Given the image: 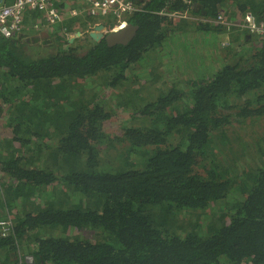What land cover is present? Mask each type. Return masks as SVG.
<instances>
[{
  "label": "trees",
  "instance_id": "1",
  "mask_svg": "<svg viewBox=\"0 0 264 264\" xmlns=\"http://www.w3.org/2000/svg\"><path fill=\"white\" fill-rule=\"evenodd\" d=\"M133 1L126 46L69 43L97 22L87 13L53 26L43 58L20 37L0 44V219L15 227L0 264H264V150L242 162L253 138L264 144L251 133L264 121V39L207 21H264V0ZM192 26L227 37L223 62L213 72L187 58L189 80L166 92L160 55L172 59ZM91 81L131 126L111 133L114 110Z\"/></svg>",
  "mask_w": 264,
  "mask_h": 264
},
{
  "label": "rangeland",
  "instance_id": "2",
  "mask_svg": "<svg viewBox=\"0 0 264 264\" xmlns=\"http://www.w3.org/2000/svg\"><path fill=\"white\" fill-rule=\"evenodd\" d=\"M79 9H81V11H83L85 8L82 7H78ZM87 12H82L83 15H85ZM81 14V15H82ZM80 15V16H81ZM88 16H90L88 13L86 14ZM29 16V15H28ZM126 18V17H125ZM97 19V18H95ZM37 20H40V17L36 18L35 20H33V18L31 17L28 20L29 26L30 27H26V29L24 30V32L21 34V36L19 39H21L23 42H26L25 48L24 50L26 51V55L28 57L31 56H36L39 58H43L45 56H47V54L49 53H53L56 51V44H55V39L51 37V34H53L55 27H48V26H40L39 29H36L34 27V22L36 23ZM109 20L108 19H103V21H100L99 19H97V24L95 23L94 26H92L90 28V30L87 31H81V35H73L74 33H78L80 31H74L73 33L69 34V40L73 39V42L71 44H74L75 42H77V44H79V47L81 46V48L86 49L87 47H90L92 42H90L91 40L88 38L89 33L97 26V25H104V23H107ZM27 23V25H28ZM106 27V26H105ZM195 27H191L192 32L191 33H182L181 39L179 41H175L176 46L172 49L173 52H175V56L171 57H167L168 54L170 53V50L168 51H164L160 57L163 59V63L160 65V67H162V70H164V74H165V78L166 81L168 82V84H164V78L161 80L160 84L158 85V88L160 89H166L167 92V87L168 85H173V83L177 82L180 83L186 79L189 80V60L191 61H195L197 60V63L201 64L202 66L206 67L207 70L212 69L213 72L217 71L218 69H220L221 64H222V54L220 51L221 47H227L228 46V42L226 40H221V37H217L213 32H210L209 34H205L203 32H201V34L199 33V31H194ZM198 32V33H196ZM16 37V38H18ZM93 42H95L94 40H92ZM219 41L221 42V46L219 45ZM70 43V42H69ZM183 56V57H182ZM188 58V59H187ZM157 64V63H156ZM182 68V69H180ZM171 69V71H170ZM169 70V71H168ZM161 72V71H160ZM144 75H146V73H144ZM186 75V76H185ZM143 76V75H141ZM146 76L142 77L145 78ZM100 83L102 84V80L100 81ZM88 89H92L95 93L100 91L101 88L99 86V83H93L92 81L87 84ZM157 88V89H158ZM143 92L142 95L146 96V98L148 100H152V94L154 92V94L158 93V90L154 89L153 87H143L142 89ZM100 93L102 95H104L103 98H101L102 102L107 103L108 105H111L112 109L114 110V112L112 113L113 115V123L110 124L111 126V133L116 129L117 127H129L131 126V120H130V112L124 110L125 108H117V104H116V97H115V93L111 92L110 90H107L106 92H104L103 90L100 91ZM149 95V96H148ZM159 95H156V98L158 99ZM115 108H117L118 110H115ZM130 113V114H129ZM3 121V120H2ZM2 125V124H1ZM255 129V128H254ZM3 130L2 128H0V131ZM256 132H251L252 134H258V133H262L264 134V121L260 123V126H256V129L254 130ZM2 132V131H1ZM256 137V135H255ZM257 138V137H256ZM256 138H253L251 143L252 145H254L256 147L257 150L253 151L252 147H248L247 151H246V157L245 160L242 161L244 163H246L247 165L252 164V160L257 161L259 160V158L262 155V150H264V144H257L256 143ZM243 148H239V158L241 155V151ZM248 162V163H247ZM254 165V163L252 164ZM84 235L88 236V234L83 233ZM26 260L28 262V264H34V260L32 257L27 256Z\"/></svg>",
  "mask_w": 264,
  "mask_h": 264
},
{
  "label": "built area",
  "instance_id": "3",
  "mask_svg": "<svg viewBox=\"0 0 264 264\" xmlns=\"http://www.w3.org/2000/svg\"><path fill=\"white\" fill-rule=\"evenodd\" d=\"M82 6L85 8L83 11L78 8ZM139 10L141 8L133 0H0V37L12 40L20 36L24 32L27 14L41 15L40 20L34 22V27L39 29L40 26L53 27L65 19L80 16L85 11L100 21L108 19L113 26L110 28L105 24V33H110L125 27L128 24L125 17ZM169 16L179 17L180 14ZM207 21L247 29L264 39V21H258L251 12L246 13L239 23L225 22L223 15H219L216 20ZM14 228L11 220L0 219V238L10 235Z\"/></svg>",
  "mask_w": 264,
  "mask_h": 264
},
{
  "label": "water",
  "instance_id": "4",
  "mask_svg": "<svg viewBox=\"0 0 264 264\" xmlns=\"http://www.w3.org/2000/svg\"><path fill=\"white\" fill-rule=\"evenodd\" d=\"M139 30V26L134 25L132 23H128L125 27L120 30L113 31L110 33H105L107 31V27L100 24L97 25L90 33L89 36L96 43L105 40L109 47H114L118 45L126 46L128 45L135 37ZM73 35H81V32L74 33ZM73 39H70V43L73 42ZM7 42V40L2 39L0 37V44Z\"/></svg>",
  "mask_w": 264,
  "mask_h": 264
},
{
  "label": "crops",
  "instance_id": "5",
  "mask_svg": "<svg viewBox=\"0 0 264 264\" xmlns=\"http://www.w3.org/2000/svg\"><path fill=\"white\" fill-rule=\"evenodd\" d=\"M29 15V16H28ZM31 16H32V14L30 15V14H27L26 15V17H25V28H24V30L26 29V27H30L29 26V23H28V20L31 18ZM193 19V18H192ZM27 23H28V25H27ZM196 33H198V32H196ZM226 40L227 41V37L225 36V37H223V38H221V40ZM8 41V40H7ZM228 42V41H227ZM228 44H229V42H228Z\"/></svg>",
  "mask_w": 264,
  "mask_h": 264
}]
</instances>
